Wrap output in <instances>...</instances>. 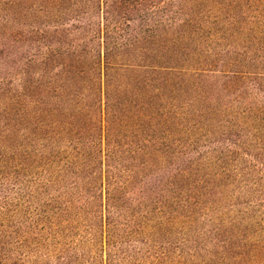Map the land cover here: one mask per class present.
<instances>
[{
	"label": "trees",
	"instance_id": "16d2710c",
	"mask_svg": "<svg viewBox=\"0 0 264 264\" xmlns=\"http://www.w3.org/2000/svg\"><path fill=\"white\" fill-rule=\"evenodd\" d=\"M0 264H264V0H0Z\"/></svg>",
	"mask_w": 264,
	"mask_h": 264
}]
</instances>
